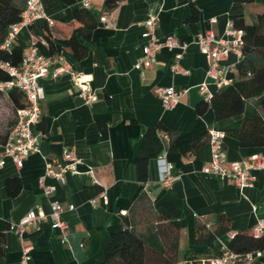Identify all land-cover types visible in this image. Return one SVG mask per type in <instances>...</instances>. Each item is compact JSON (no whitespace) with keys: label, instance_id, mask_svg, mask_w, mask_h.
<instances>
[{"label":"crops","instance_id":"0c3cea01","mask_svg":"<svg viewBox=\"0 0 264 264\" xmlns=\"http://www.w3.org/2000/svg\"><path fill=\"white\" fill-rule=\"evenodd\" d=\"M82 1L48 10L54 25L35 22L21 30L15 46L27 51L34 35L43 44L47 34L51 39H62L75 26L68 21L73 10L82 8ZM89 1L97 25L90 38L79 37L87 49L86 55L76 60L70 48L62 49L59 53L62 61H52L48 76L38 82L43 91L41 118L32 129L44 133L39 153L30 155L20 169L10 158L3 159L0 233L4 234L5 251L0 254V264L20 262V244L10 230L11 225L32 209L49 215L52 201L62 208L61 219L68 226L66 241H62L59 230L51 228L48 218L26 227L24 239L33 247L29 264H90L108 244L110 236L122 229L124 215L132 218L139 234L153 233L156 210L163 203L180 209L186 222L178 234L176 264H185L190 257L202 261L214 258L219 251L224 253L236 233L264 221V171H252V187L243 190L230 181L201 172L210 161L205 139L208 129L236 130L241 123L237 119L214 122L209 107L202 115L196 112L197 104L203 101L199 86L205 83L212 94L217 90L213 80L206 76L208 59L200 52L195 37L207 31L225 37L232 0H124L112 11L104 10V0ZM243 12L247 24H257L258 16L264 12V0L244 4ZM149 16L157 19L155 36L160 43L172 37L186 45L179 68L187 74L172 71L174 55L180 51L166 47L157 52L155 65H144L141 71L134 68L146 41L142 23ZM234 60L230 55L228 63ZM60 69L65 71L54 79L52 75ZM227 78L235 81L236 70ZM156 87H173L179 94L176 108L163 107L153 93ZM82 89L94 94L96 102L85 104L79 97ZM258 102L259 99L249 101L244 118L255 115L253 105ZM0 104L10 111L8 121L0 124L3 136L13 124L14 109L8 94H0ZM158 124L176 134L173 148L167 153L173 180L169 188L161 187L156 158H152L148 162L147 182L139 191L132 160L143 134ZM194 139H199V144L187 153ZM223 143L225 166L264 153L241 148L230 136ZM65 149L72 150L82 164L77 166L76 174L65 175L64 185L47 178L45 185L55 186L56 191L45 197L39 179L44 175L46 161H59ZM14 179L19 181L20 190L15 197H9L6 182ZM90 185L101 191L89 196ZM220 216L227 225L220 223ZM196 225L213 234V248L196 243ZM248 264H264V254Z\"/></svg>","mask_w":264,"mask_h":264},{"label":"trees","instance_id":"16d2710c","mask_svg":"<svg viewBox=\"0 0 264 264\" xmlns=\"http://www.w3.org/2000/svg\"><path fill=\"white\" fill-rule=\"evenodd\" d=\"M26 1L0 0V46L6 37L8 27L19 21ZM122 1L124 0H104L103 8L105 11H112ZM252 2L253 0H232L228 12L229 22L236 29L243 31V58L235 68L236 80L213 93L209 103L199 102L196 112L198 115H202L209 107L213 111L214 122L225 119L240 120V127L236 130L224 131L225 135L234 138L241 148L259 149L264 152V12L258 16L257 24H247L244 20L243 5ZM42 3L47 12L60 4H74L75 0H42ZM195 18L196 14L193 19ZM68 23L75 24V26L62 39H51L47 34L44 36V44L38 39L36 40L35 45L40 54L52 57L59 54L62 49L70 48L76 60H80L86 55L87 49L80 43L79 37L90 38L96 28L97 23L93 13L83 7L73 10ZM22 53V49L15 45L10 51L0 49V62H7L13 67H18ZM8 80V74L0 69V81ZM7 94L15 113L16 109L23 107L24 98L15 89L10 90ZM253 99H259V102L253 105L255 115L244 118L246 105ZM9 129L5 135L0 136V152L3 151ZM102 132L104 134V131ZM159 133L168 136V152L173 148L176 134L161 124L148 129L143 134L139 150L132 160L137 173L139 191L144 188L147 182L149 160L157 158L162 151ZM205 139L207 141V133ZM199 141V139H194L186 150L187 153H191L198 146ZM87 189L91 197L101 191L99 187L91 185ZM6 190L9 197H15L20 190L19 181L8 180ZM219 219L220 223L227 225V221L222 216ZM132 221L130 216H122V229L110 236L108 244L90 264L177 263L178 234L186 225L180 209L170 203H163L156 210L154 232L147 236L135 231ZM194 233L197 244L208 249L213 248L215 238L208 229L196 225ZM4 242V234L0 233V254L5 251ZM227 250L236 254L264 250V234L254 238L252 229L239 231L231 238ZM221 255L222 253L219 251L214 258ZM185 264H201V260L190 257Z\"/></svg>","mask_w":264,"mask_h":264},{"label":"built area","instance_id":"2783aa9c","mask_svg":"<svg viewBox=\"0 0 264 264\" xmlns=\"http://www.w3.org/2000/svg\"><path fill=\"white\" fill-rule=\"evenodd\" d=\"M81 5L87 10L91 8L89 0L82 1ZM37 21H44L48 26L54 25V22L45 11L42 0H27L19 21L8 27L6 37L0 49L10 51L15 45L21 30L30 28ZM101 21H104V19L101 18ZM142 26L144 28L143 37L146 41L142 48V54L135 63L134 68L141 71L144 65H155L157 52L161 47H166L169 50L177 49L180 51L174 55V62L171 65L172 71L187 74V71L179 68V61L186 51V45L180 44L177 39L172 37L167 38L164 43H160L155 36L157 19L153 16L147 17L143 21ZM224 36L217 37L207 31L195 37V42L200 52L207 56L208 70L206 76L213 80L216 90L232 83L227 78V75L235 70L236 65L243 58V31L236 29L229 22ZM35 43V37L31 36V46L27 51L22 53L21 62L18 67H13L7 62H0V69L9 76L8 81H0V94H7L10 90L15 89L24 98L23 107L15 110L14 123L9 129L3 145V151L0 155V170L3 166L4 158H10L14 165L20 169L30 155L39 153V141L44 137L43 132H34L32 129L38 125L41 118L40 101L43 99V91L38 82L40 79L48 76L52 61H62V57L60 54L53 57H46L40 54ZM230 55L235 57L233 63H228ZM63 71L65 70H57L52 77L54 79L57 78ZM141 76H143L142 73ZM199 91L202 100L209 103L212 93L208 91L205 83L199 86ZM153 93L167 110H172L178 105L179 94L173 87H156ZM79 97L85 104H91L97 100V97L94 94H90L86 89H82L79 92ZM158 137L162 144V151L156 158L158 180L161 187L169 188L173 180L172 166L167 160L169 139L163 133H159ZM225 137V133L217 128L212 127L208 129L207 143L210 148V161L208 165L201 169V172L205 175H214L221 181H230L240 190L251 188L253 183L251 172L254 170L264 171V153L254 155L251 160L232 162L228 166H225L223 159V142ZM80 164H82L81 160L69 149L63 151L59 161L56 159L46 161L44 175L39 179L43 195L50 197L56 191L55 186L45 185L47 178L54 180L58 185H64L65 175L68 173L71 175L76 174L77 166ZM102 196L104 195L102 194ZM91 203L94 206L93 200H91ZM49 205V215H45L39 209H32L18 223L11 225L10 230L20 244L21 258L19 264H29L31 260L30 254L33 247L24 239L25 228L30 225L39 224L48 218L51 222V228L59 230L62 241H66L68 226L61 219L62 208L56 201L50 202ZM69 209L72 210L73 207H69ZM262 234H264V221L260 220L252 228V237L257 238ZM262 254H264V250L236 254L226 249L221 256L202 260L201 264H248L260 258Z\"/></svg>","mask_w":264,"mask_h":264},{"label":"rangeland","instance_id":"374dc122","mask_svg":"<svg viewBox=\"0 0 264 264\" xmlns=\"http://www.w3.org/2000/svg\"><path fill=\"white\" fill-rule=\"evenodd\" d=\"M10 117V111L7 106L0 104V124H5Z\"/></svg>","mask_w":264,"mask_h":264}]
</instances>
